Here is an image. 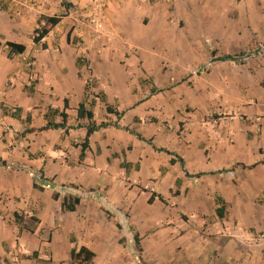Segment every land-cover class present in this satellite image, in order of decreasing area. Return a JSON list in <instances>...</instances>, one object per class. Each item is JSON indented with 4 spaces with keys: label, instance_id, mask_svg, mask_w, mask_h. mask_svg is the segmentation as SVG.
I'll return each instance as SVG.
<instances>
[{
    "label": "crops",
    "instance_id": "crops-1",
    "mask_svg": "<svg viewBox=\"0 0 264 264\" xmlns=\"http://www.w3.org/2000/svg\"><path fill=\"white\" fill-rule=\"evenodd\" d=\"M96 1L0 0V264H72L81 248L93 264H264V61H220L264 52V0H107L103 31ZM7 43L26 51L8 59ZM65 100L78 128L23 135ZM82 103L121 126L83 160Z\"/></svg>",
    "mask_w": 264,
    "mask_h": 264
},
{
    "label": "trees",
    "instance_id": "trees-1",
    "mask_svg": "<svg viewBox=\"0 0 264 264\" xmlns=\"http://www.w3.org/2000/svg\"><path fill=\"white\" fill-rule=\"evenodd\" d=\"M63 6H64V8L66 10H69V8L71 7V5H68L65 2L63 3ZM65 16H66V14L64 13V14H62L60 16H56V17H42L41 21L44 22V26L35 31L34 37H33L34 43L35 44H39L44 38H46L50 34V32L61 23L62 19ZM69 40H70V36H68V41ZM6 47L8 49V59H12L16 55L24 54L25 51H26V48L24 46L13 44V43H7ZM234 60H236V59H234V57H230V56H225V57H222L220 59V61H224V62L225 61H234ZM78 65H81L80 60L78 61ZM92 104L94 105V103H92ZM68 108H69L68 101L65 100L64 110L61 113H59L58 111H54L52 109H49L48 113L46 114L47 125L45 127L41 128V129H39V130L28 129V130H26L24 132L23 135L32 134V133H35V132L41 133V132H46V131H49V130H60V129L65 130L66 133H67L71 129L78 128L79 126L78 127H69L67 125L69 116L67 115L66 111L68 110ZM107 111H108L109 114H115L117 116L118 120H120L122 118V115H120L119 113H116L111 108H108ZM58 115L62 119L61 123H55L54 122V118L56 116H58ZM83 119H87L89 121V125L86 127V136H85V138L83 140L82 145H80V146L75 145V147H80L81 150H82L81 160L84 159L85 152L90 147V138H91V136H93L96 132H99V131H101L103 129H107L109 127H115L117 129L121 128V126L118 125L117 123H115V124L101 123L99 125L96 124V122L93 121V119H94L93 111L92 110L91 111H87L86 110V106H85L84 103H82L79 106V109H78V120H83ZM29 122H30V118H28V123ZM123 130L129 132L131 135L136 136L139 141L147 143L148 145L152 146L156 151L164 152V153H166L168 155L174 156L176 159L172 160L171 164L174 165L176 163H179L180 166L182 167V169L184 170V172L186 173V171H185V162H184V160L182 158L178 157L176 154L170 153L167 150L156 149V147H154V145H153L152 140H147L143 136H141L140 134H137V133H135L133 131H130L129 129H123ZM254 167L255 166H251V167H247V168L248 169H253ZM186 176L190 177L188 175V173H186ZM201 176H204V174H198L195 177L199 178ZM55 199L57 200L58 196H55ZM153 203H154V195L148 201L149 205H152ZM78 204H79V199L66 200L62 204V210L64 212H73V211H75V208H76V206ZM216 215L220 219L224 218V204L223 203H222V208H220V209H218L216 211ZM16 218L18 219L17 215H16ZM135 241H136V243H138L139 240H138L137 237H136ZM94 259H95V255L93 253H91L90 251H88L87 249H85V248H81L79 250V252L72 251V253H71L72 264L75 263V262H77L79 264H93Z\"/></svg>",
    "mask_w": 264,
    "mask_h": 264
},
{
    "label": "built area",
    "instance_id": "built-area-1",
    "mask_svg": "<svg viewBox=\"0 0 264 264\" xmlns=\"http://www.w3.org/2000/svg\"><path fill=\"white\" fill-rule=\"evenodd\" d=\"M106 8H107V0H97L94 4L93 12L87 17L88 23L94 26V28L98 31H103L105 29V25L107 21L105 14ZM43 26L44 24L40 26V28ZM24 61L27 67L30 69L35 66V61L32 59H25ZM254 122L258 124L264 123V115L254 119ZM18 256H19L18 253L11 254L13 261H16Z\"/></svg>",
    "mask_w": 264,
    "mask_h": 264
},
{
    "label": "rangeland",
    "instance_id": "rangeland-1",
    "mask_svg": "<svg viewBox=\"0 0 264 264\" xmlns=\"http://www.w3.org/2000/svg\"><path fill=\"white\" fill-rule=\"evenodd\" d=\"M52 1L56 2L58 0H52ZM233 1L236 4H239L244 0H233ZM236 57H237L236 62L238 64H243V63H247L250 61H256L255 59L258 57H260L261 61H264V52L262 51V48L258 46L257 43H254L253 48H250L249 50H246L245 52H241L237 54ZM208 117L210 118V116ZM143 264H147V263H143Z\"/></svg>",
    "mask_w": 264,
    "mask_h": 264
}]
</instances>
